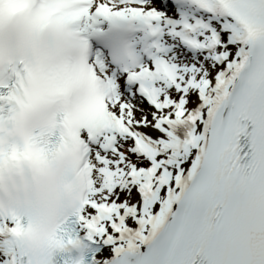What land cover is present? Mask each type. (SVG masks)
Returning <instances> with one entry per match:
<instances>
[{"label": "snow or ice", "instance_id": "obj_1", "mask_svg": "<svg viewBox=\"0 0 264 264\" xmlns=\"http://www.w3.org/2000/svg\"><path fill=\"white\" fill-rule=\"evenodd\" d=\"M0 264H264V0H0Z\"/></svg>", "mask_w": 264, "mask_h": 264}]
</instances>
